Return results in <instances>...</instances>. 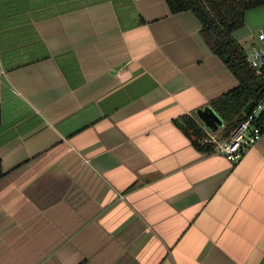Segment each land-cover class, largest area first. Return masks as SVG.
I'll list each match as a JSON object with an SVG mask.
<instances>
[{"label": "crops", "instance_id": "crops-1", "mask_svg": "<svg viewBox=\"0 0 264 264\" xmlns=\"http://www.w3.org/2000/svg\"><path fill=\"white\" fill-rule=\"evenodd\" d=\"M200 29L166 0H0V264H264V108L233 163L179 127L225 139L237 87Z\"/></svg>", "mask_w": 264, "mask_h": 264}, {"label": "trees", "instance_id": "trees-1", "mask_svg": "<svg viewBox=\"0 0 264 264\" xmlns=\"http://www.w3.org/2000/svg\"><path fill=\"white\" fill-rule=\"evenodd\" d=\"M171 13L191 12L198 20L200 36L210 51L218 57L237 81V87L219 100L225 122L223 138L246 119L244 108L256 104L264 94V78L257 75L246 60L232 34L243 28L245 13L264 5V0H166ZM261 79V82H258ZM180 129L192 133L193 146L203 154L213 152L212 144H203L206 133L190 117H183ZM0 165V179L3 177Z\"/></svg>", "mask_w": 264, "mask_h": 264}, {"label": "built area", "instance_id": "built-area-1", "mask_svg": "<svg viewBox=\"0 0 264 264\" xmlns=\"http://www.w3.org/2000/svg\"><path fill=\"white\" fill-rule=\"evenodd\" d=\"M138 1V0H133ZM257 46L246 55L249 66L258 76L264 77V28L256 35ZM264 108V94L253 104L246 119L240 122L226 139H219L214 133L206 132L203 144H212L213 153L222 156L230 163L242 158L246 151L253 147L262 136L261 117Z\"/></svg>", "mask_w": 264, "mask_h": 264}, {"label": "water", "instance_id": "water-1", "mask_svg": "<svg viewBox=\"0 0 264 264\" xmlns=\"http://www.w3.org/2000/svg\"><path fill=\"white\" fill-rule=\"evenodd\" d=\"M253 103L250 102L247 104V106L243 110V114L247 115L249 110L251 109ZM196 117L199 119V121L211 132H215L218 128V125H220L219 120L216 118V116L209 110L203 109V110H197L195 112Z\"/></svg>", "mask_w": 264, "mask_h": 264}, {"label": "rangeland", "instance_id": "rangeland-1", "mask_svg": "<svg viewBox=\"0 0 264 264\" xmlns=\"http://www.w3.org/2000/svg\"><path fill=\"white\" fill-rule=\"evenodd\" d=\"M262 80L261 79H258V82H261Z\"/></svg>", "mask_w": 264, "mask_h": 264}]
</instances>
